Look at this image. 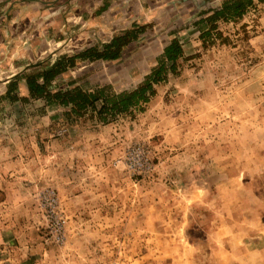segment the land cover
Segmentation results:
<instances>
[{
  "label": "rangeland",
  "instance_id": "374dc122",
  "mask_svg": "<svg viewBox=\"0 0 264 264\" xmlns=\"http://www.w3.org/2000/svg\"><path fill=\"white\" fill-rule=\"evenodd\" d=\"M143 1L126 19L88 17L76 27L49 17L40 31L27 27L24 45L0 42V214L21 229L12 238L19 264H264V6L248 22L218 19L202 39L226 0ZM138 26L145 30L118 59L78 61L57 80L135 88L177 38L175 71L167 64L155 95L131 113L102 122L90 109L77 116L5 95L16 75ZM131 148L144 150L151 170L126 168ZM59 225L62 242L53 237Z\"/></svg>",
  "mask_w": 264,
  "mask_h": 264
},
{
  "label": "trees",
  "instance_id": "16d2710c",
  "mask_svg": "<svg viewBox=\"0 0 264 264\" xmlns=\"http://www.w3.org/2000/svg\"><path fill=\"white\" fill-rule=\"evenodd\" d=\"M263 1V0H258ZM252 0H226L221 7L208 16L210 27L200 32V37L205 39L211 31L216 29L214 21L218 19H236L242 17ZM144 26H138V30L128 29L122 34L113 35L110 40L103 43L102 48L88 46L71 55L63 54L49 60L47 66L42 65L39 71L33 70L16 75L7 82L5 95L11 100L29 101L30 99H43L48 105L59 104L70 106L71 112L81 116L88 109L96 112L99 120H108V115L131 113L133 108L147 103L151 96L155 95L154 85L167 77V64L171 72L175 71L176 61L182 56V47L177 38L164 46L163 53L158 64L144 77V80L135 88L111 91L110 86H96L84 88L70 81L67 86L60 87L57 80L69 69L76 67L77 62H93L96 60H115L121 56L124 46L135 40ZM19 79H24L28 95L19 96L15 92Z\"/></svg>",
  "mask_w": 264,
  "mask_h": 264
},
{
  "label": "crops",
  "instance_id": "0c3cea01",
  "mask_svg": "<svg viewBox=\"0 0 264 264\" xmlns=\"http://www.w3.org/2000/svg\"><path fill=\"white\" fill-rule=\"evenodd\" d=\"M1 1L0 8L2 7V10H6L7 14L0 20V23L2 24L0 25V42L16 40L19 45H24L26 43V40L24 41V33H26L27 27L30 28L32 26L33 31H40L41 25L45 23L41 22V19L46 20L47 18L49 19V17L59 18L61 15H64L67 22L70 19H73V26L78 27L75 23L80 20V22H82L81 25H83L85 23H83V18L88 17L91 19L95 18L98 22L99 20L101 21V19L103 21L104 17L109 19L111 17H117V20L122 19L121 17L126 19L127 14L129 16L131 15V12L142 11L141 4L143 3L142 5H145L144 1L141 2L142 0H11L10 2L13 3H6L7 1L5 0ZM154 1L167 3L170 0ZM178 1L180 3H185L190 0ZM261 6H264V0H252V3L247 6L246 12L242 15V21L245 19V21L248 22L249 16L247 15L249 12L260 8ZM152 8L153 6L150 7V9ZM219 8L220 7H216L214 10ZM44 12L49 13L45 14ZM211 12L213 11H210V13ZM135 19L136 18L131 20L128 26L132 23L137 24L138 22L135 21ZM236 19H227V21L230 22ZM26 22L28 25H26ZM215 22L218 21H214V23ZM21 26L23 28L26 26L25 30H22L21 38H14V35L16 34L14 32L22 28ZM18 39L21 40L19 41ZM22 87L25 90L26 84ZM14 224L15 223L12 221V214H0V264H7L8 260L15 261L16 264H19V261L23 260V255H19L20 248L17 247L16 241L12 239L14 236L17 237L21 232V229L18 230V227L12 226ZM12 243L15 245L12 246Z\"/></svg>",
  "mask_w": 264,
  "mask_h": 264
},
{
  "label": "built area",
  "instance_id": "2783aa9c",
  "mask_svg": "<svg viewBox=\"0 0 264 264\" xmlns=\"http://www.w3.org/2000/svg\"><path fill=\"white\" fill-rule=\"evenodd\" d=\"M123 162L126 168L131 172L143 173L148 172L152 168L148 156L141 148H131L130 150H128L124 155ZM48 195L49 196L47 197V200L52 207H56L58 202L54 192H51ZM53 215L54 214H48L49 221L54 219L55 216ZM53 237L56 242H62V240L64 239L62 225H59L57 229L54 230Z\"/></svg>",
  "mask_w": 264,
  "mask_h": 264
}]
</instances>
